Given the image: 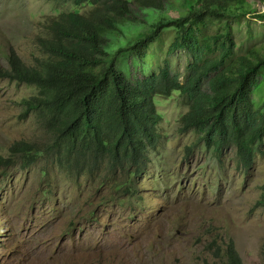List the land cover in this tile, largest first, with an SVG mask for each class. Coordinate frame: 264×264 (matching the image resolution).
<instances>
[{"label": "rangeland", "instance_id": "374dc122", "mask_svg": "<svg viewBox=\"0 0 264 264\" xmlns=\"http://www.w3.org/2000/svg\"><path fill=\"white\" fill-rule=\"evenodd\" d=\"M249 3L257 13L226 21L237 56L264 47V18L258 16L264 3ZM90 9L63 0H0V69L10 67L12 53L28 64L41 56L35 38L49 17ZM177 35L164 32L144 62L120 54L118 68L136 81L170 63L184 82L190 56L171 51ZM136 37L109 36V52L127 48ZM35 93L0 79V157L9 158L16 142L46 138L22 114L21 100ZM254 101L257 109L264 103V83ZM155 104L163 117L157 127L162 139L149 153L151 164L136 179L134 194L119 193L114 180L122 177L104 170L70 179L57 168L44 175L45 161L28 169L0 163V264H213L208 250L215 240H234L244 264H264V208L256 205L264 193V148L249 170L238 165L234 149L222 158L204 144L188 151L198 134L178 132L189 110L186 96H157Z\"/></svg>", "mask_w": 264, "mask_h": 264}, {"label": "trees", "instance_id": "16d2710c", "mask_svg": "<svg viewBox=\"0 0 264 264\" xmlns=\"http://www.w3.org/2000/svg\"><path fill=\"white\" fill-rule=\"evenodd\" d=\"M63 2L91 9L49 17L45 32L35 38L41 56L28 64L12 53L10 67L0 69V79L35 89L21 100L22 114L46 137L14 143L0 163L28 169L45 161L44 175L57 168L70 179L96 177L104 170L122 177L114 180L119 193L134 194L136 179L151 164L149 153L162 139L155 97L179 92L189 110L178 132L198 134L188 151L204 144L222 158L234 149L241 168L254 166L264 148V103L257 109L254 101L264 83V47L237 56L234 31L226 22L257 13L249 0ZM171 29L178 34L171 51L182 49L190 56L184 82L170 63L136 81L118 68V57L126 52L144 62ZM126 33L137 37L111 54L109 36ZM256 205L264 208V193ZM208 251H213V264H244L234 240H215Z\"/></svg>", "mask_w": 264, "mask_h": 264}]
</instances>
